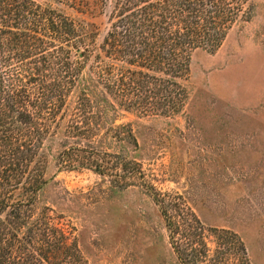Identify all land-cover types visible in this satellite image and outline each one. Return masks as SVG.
Returning a JSON list of instances; mask_svg holds the SVG:
<instances>
[{
	"label": "rangeland",
	"instance_id": "374dc122",
	"mask_svg": "<svg viewBox=\"0 0 264 264\" xmlns=\"http://www.w3.org/2000/svg\"><path fill=\"white\" fill-rule=\"evenodd\" d=\"M37 1L105 24L89 11L103 0ZM209 19L182 84L151 71L143 92L115 87L111 121L82 144L103 171L50 161L62 264H184L172 245L201 235L225 264H264V0H207Z\"/></svg>",
	"mask_w": 264,
	"mask_h": 264
},
{
	"label": "trees",
	"instance_id": "16d2710c",
	"mask_svg": "<svg viewBox=\"0 0 264 264\" xmlns=\"http://www.w3.org/2000/svg\"><path fill=\"white\" fill-rule=\"evenodd\" d=\"M125 1L122 8L117 0L89 6L104 24L37 0H0V264L67 259L64 232L45 199L50 161L103 171L100 156L82 144L91 143L92 125L111 121L115 87L143 92L151 71L180 85L192 52L207 42V0H153L143 11L145 0ZM172 249L184 264L183 257L192 264H225L227 257L202 235L184 251Z\"/></svg>",
	"mask_w": 264,
	"mask_h": 264
}]
</instances>
